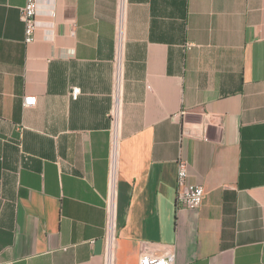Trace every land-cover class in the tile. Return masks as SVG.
Instances as JSON below:
<instances>
[{
  "label": "crops",
  "instance_id": "1",
  "mask_svg": "<svg viewBox=\"0 0 264 264\" xmlns=\"http://www.w3.org/2000/svg\"><path fill=\"white\" fill-rule=\"evenodd\" d=\"M26 2L0 0V264H104L119 0L43 4L31 44ZM124 22L115 264H264V0H128Z\"/></svg>",
  "mask_w": 264,
  "mask_h": 264
},
{
  "label": "built area",
  "instance_id": "2",
  "mask_svg": "<svg viewBox=\"0 0 264 264\" xmlns=\"http://www.w3.org/2000/svg\"><path fill=\"white\" fill-rule=\"evenodd\" d=\"M58 0H27L21 12V20L25 26V42L31 44L36 39L39 28L38 15L43 4H55ZM128 0H119V20L117 26V57L115 88L113 93V104L110 110L111 121V152L108 176V192L106 197V228L103 237V260L104 264H115L116 249L118 242L117 227V199L119 185V153H120V128L123 107L124 86V46H125V22L124 15ZM52 18L56 16L54 9L50 11ZM81 90H73V98H78ZM37 98L26 96L25 107L35 106ZM177 205L179 208L197 210L201 207L205 196V188L201 184L190 181L188 163L185 159L177 161ZM140 264H174V255L155 256L144 253L140 258Z\"/></svg>",
  "mask_w": 264,
  "mask_h": 264
},
{
  "label": "water",
  "instance_id": "3",
  "mask_svg": "<svg viewBox=\"0 0 264 264\" xmlns=\"http://www.w3.org/2000/svg\"><path fill=\"white\" fill-rule=\"evenodd\" d=\"M96 244V253L97 254H102L103 253V238L102 239H99L95 242Z\"/></svg>",
  "mask_w": 264,
  "mask_h": 264
}]
</instances>
